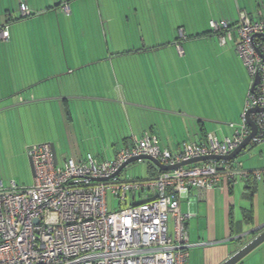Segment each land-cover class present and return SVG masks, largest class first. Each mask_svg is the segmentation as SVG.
I'll return each instance as SVG.
<instances>
[{
	"label": "crops",
	"instance_id": "1",
	"mask_svg": "<svg viewBox=\"0 0 264 264\" xmlns=\"http://www.w3.org/2000/svg\"><path fill=\"white\" fill-rule=\"evenodd\" d=\"M84 1L15 0L13 4L0 0L3 127L20 123L26 129L30 120L42 121L46 112L58 113V120L71 125L65 128V142L72 148V157L91 152L100 160L112 159L120 145L146 133L156 135L160 145L171 150L184 143L202 142L207 133L220 139L232 134L230 124L241 120L251 77L237 52V42L226 46L228 42L221 45L212 38L211 21L236 24L242 13L264 15V0H212L207 21L202 9L193 24L179 19L169 30L160 27L159 34H168L165 41H152L153 31L144 27H128V35L118 24L119 16L123 20L129 17L125 12L139 17L138 7L133 5L136 0H127V11L120 10L117 3L124 0ZM105 2H112L109 8ZM177 2L182 7L187 0H159L160 10L152 14L165 22L167 16H173L168 9ZM23 4L31 15H22ZM147 13L143 10L141 15ZM179 28L184 29L183 37ZM209 36L212 40L207 41L217 47L216 56L226 60L222 70L214 67L209 57L204 58L203 52L189 56L198 39ZM33 121L38 128L37 119ZM1 135L12 133L2 131ZM39 138L33 142L55 143L54 139ZM110 146L115 147L113 156L109 155ZM248 151L244 158L238 155L236 159L246 168H264V142H252L243 154ZM145 162L150 173L155 171L151 161L141 163ZM249 185L223 180L200 198L194 190L181 196V210L189 214L187 228L194 244L189 264H221L260 232L264 226V181Z\"/></svg>",
	"mask_w": 264,
	"mask_h": 264
},
{
	"label": "built area",
	"instance_id": "2",
	"mask_svg": "<svg viewBox=\"0 0 264 264\" xmlns=\"http://www.w3.org/2000/svg\"><path fill=\"white\" fill-rule=\"evenodd\" d=\"M21 9L30 13L24 4ZM211 28L222 44L237 42L251 77L241 120L230 124L232 134L220 139L207 133L202 142L171 150L146 133L120 145L112 159L100 160L89 152L78 159L58 155L57 164L49 142L27 145L35 166L33 185L0 184V264H189L194 244L181 196L194 190L200 198L223 180L264 181V168H246L237 159H208L171 170L153 163L155 171L129 179L122 171L135 162L120 171L141 155L165 165L227 156L251 132L247 114L258 130L252 142L264 141V110L252 111L264 108V15L242 13L234 25L212 20ZM109 193L119 200L118 207L110 209Z\"/></svg>",
	"mask_w": 264,
	"mask_h": 264
},
{
	"label": "rangeland",
	"instance_id": "3",
	"mask_svg": "<svg viewBox=\"0 0 264 264\" xmlns=\"http://www.w3.org/2000/svg\"><path fill=\"white\" fill-rule=\"evenodd\" d=\"M11 1L13 4L15 3V0H11ZM203 1L204 2H202V0H187V3L184 2L182 7L181 6L179 7V2H177V5H172L171 9L170 10L168 9V13L169 11L173 12V16H167L165 22H159V20H156V17L152 14V11L157 13V10L158 11L160 10L159 0H152V1L151 0H140V1L136 0V2L133 3V5H136L138 7L139 13H140L138 15L139 17L134 16L131 13L126 14L125 12L124 15H129V17L128 18L126 17L123 20V16H119L118 24H121V27L126 29L125 33H127L128 35H130V32H127V30H129L128 27H132V26L141 27V28L144 27L146 30H149L151 32L153 31L152 33H150L153 38L152 41H158V40L165 41V37L168 34H159L160 27L161 28L164 27L167 30H169V27L170 28L173 27V24H175L176 20H179V19L180 20L185 19L188 24L190 23L193 24L194 22L198 21V18L201 17L202 9L205 10V14L202 17L203 20L204 21L208 20L207 14L211 13L210 11H212L211 9H213L212 0H203ZM84 2L90 4L91 0H86ZM111 3L105 2L106 8L107 7L109 8ZM117 3H119V6H120L119 9L124 10L127 8L126 6L130 2L127 0H124V2L119 1ZM15 5L17 6L18 4L16 3ZM103 8H105L104 4H103ZM127 9L124 11H127ZM20 10L22 12L21 8ZM143 10L147 11L148 13L141 15ZM149 12L151 13V17L149 15ZM31 14H32V11H30L28 15H24L22 12L23 16H29ZM62 15L66 16L67 14L65 11H63ZM197 15H198V18H197ZM221 19L222 18H218L217 20H221ZM139 20L142 21L141 25H139L140 23ZM152 26L154 29L151 30L150 27ZM156 30H158V32ZM148 33L149 32L147 33L140 32V34H148ZM178 34L180 37L181 36L183 37L184 29L179 28ZM155 36L158 37L156 40L154 39ZM212 36H213L212 38L215 41L217 40L220 41V39L218 38V34H216L215 32H213ZM207 40H212V39L210 36L204 37V38L202 37L201 39H198L199 42L197 43L199 44L195 48H193V50L191 51V55L189 56L194 58L198 56V53L200 54L201 52H203L205 54L204 58L209 57L211 59V62H213L214 67L220 66L221 68V64L223 63V61H226V60H223L221 58L219 59L216 56L217 54H215V51H214L216 46H214L213 48L212 42L207 41ZM230 41L231 40H227L228 42V43L226 42L227 44L226 43L222 44L221 42L220 44L221 45L226 44V46H228L231 44ZM208 42H211V43H208ZM164 50L165 52L168 51V49H163L162 52ZM164 54H163V57H164ZM226 65L227 64H225V66ZM54 114H55L56 120H54ZM54 114L51 112L50 113L46 112L44 114V119L42 121L40 120V118H35L37 119L39 123L38 128L35 127V122L33 121L35 119L30 120V122L27 124V127L25 126L26 129L22 128L20 123H12V124L10 123L8 126L3 127L4 125L0 122V184H2L5 188L11 187L12 183H16L19 187L33 185L34 176L32 174L31 166L29 163V156L27 154L26 147L27 145H30V144L39 143V142H33V141H39L40 140L39 137H46V139H54L57 153L60 158H63L66 156H72L71 154L72 148L70 150L69 143L65 142L66 140L65 138L67 134L65 128L67 127L69 128L70 124L65 123L63 119L61 120V118L60 120H58L56 118V116H58V113H54ZM40 126L44 128L45 135H42V131L40 130L42 128H40ZM2 131L4 133L7 131H10L12 135H9L8 137H4L3 135H1ZM71 131L72 130H68L69 133ZM1 138L4 140L1 141ZM60 139L63 140L62 145L60 144ZM70 139L71 138L69 136L68 140L70 141ZM26 141L28 142L27 144H26ZM91 147L92 149H94V146H91ZM102 149H105V147ZM114 149L115 147L113 148L112 146H110V152H109L110 156H113ZM249 153L250 151L244 154L242 152L238 157L244 158L246 154H249ZM102 158H105V157L102 156ZM148 173L149 171H148V166L146 162L145 163L135 162L131 166H128L122 171L123 176L127 177L128 179L132 177L133 178L145 177L146 175H148ZM130 202H131V199L129 198V203ZM118 206H119V200L115 198L113 195H111V193H109L110 209H113ZM262 262L264 263V243L261 244L255 250H253L251 253H249L239 264H262Z\"/></svg>",
	"mask_w": 264,
	"mask_h": 264
},
{
	"label": "water",
	"instance_id": "4",
	"mask_svg": "<svg viewBox=\"0 0 264 264\" xmlns=\"http://www.w3.org/2000/svg\"><path fill=\"white\" fill-rule=\"evenodd\" d=\"M258 82H259V78L257 77L255 80V84H257ZM260 110H264V108H254L252 111H260ZM247 121L251 128L250 134L245 138L242 144H240L235 150H233L227 156H217V155L201 156V157L192 158L187 161H183L181 163H177L175 165H165L161 163L159 160L151 156L141 155V156L133 157L129 161L124 163L121 166L120 171L123 170L130 163L136 162L141 159L149 160L155 165H157L160 169H163V170H171V169H175L182 165H187V164H191V163H195V162L203 161V160H208V159H236L238 155H240L248 146L251 145L252 140L256 136L257 131H258L256 124L254 123V121H252L249 114H247ZM50 144L52 146L54 159L57 164L58 163V153H57L56 145L54 142H51ZM29 163L31 166L32 174L33 176H35V166H34V163L31 157H29ZM263 243H264V226L261 228L258 234H256L254 237H252L250 240H248L244 244L238 246V248L221 264H239L249 253H251L253 250L258 248Z\"/></svg>",
	"mask_w": 264,
	"mask_h": 264
},
{
	"label": "trees",
	"instance_id": "5",
	"mask_svg": "<svg viewBox=\"0 0 264 264\" xmlns=\"http://www.w3.org/2000/svg\"><path fill=\"white\" fill-rule=\"evenodd\" d=\"M239 20V19H238ZM237 20V21H238ZM219 22H222V21H219ZM229 22V21H228ZM229 24H231V25H234V23H231V22H229ZM212 30V32H215L213 29H211ZM246 182H248V185L252 182H256V180L255 179H249L248 181H246ZM250 186V185H249Z\"/></svg>",
	"mask_w": 264,
	"mask_h": 264
}]
</instances>
